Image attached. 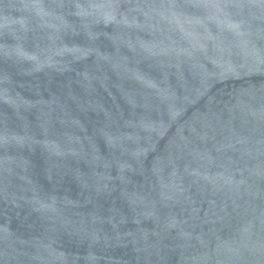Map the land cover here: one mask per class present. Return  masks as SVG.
Masks as SVG:
<instances>
[{
    "label": "water",
    "instance_id": "1",
    "mask_svg": "<svg viewBox=\"0 0 264 264\" xmlns=\"http://www.w3.org/2000/svg\"><path fill=\"white\" fill-rule=\"evenodd\" d=\"M0 264H264V0H0Z\"/></svg>",
    "mask_w": 264,
    "mask_h": 264
}]
</instances>
